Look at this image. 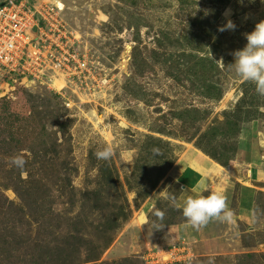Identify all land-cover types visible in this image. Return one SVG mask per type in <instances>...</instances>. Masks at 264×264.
<instances>
[{"label": "rangeland", "instance_id": "obj_1", "mask_svg": "<svg viewBox=\"0 0 264 264\" xmlns=\"http://www.w3.org/2000/svg\"><path fill=\"white\" fill-rule=\"evenodd\" d=\"M62 1L104 81L0 95V264H146L180 245L165 264H264V228L245 249L218 240L219 254L195 257L174 230L186 219L172 176L195 155L232 167L241 133L264 120V97L230 66L264 0Z\"/></svg>", "mask_w": 264, "mask_h": 264}, {"label": "built area", "instance_id": "obj_2", "mask_svg": "<svg viewBox=\"0 0 264 264\" xmlns=\"http://www.w3.org/2000/svg\"><path fill=\"white\" fill-rule=\"evenodd\" d=\"M64 10L62 0H0V95L17 85L103 83L95 62L80 49L82 35L69 25ZM260 159L264 174V153ZM180 247L147 252L146 264H165L188 253ZM184 257L190 262L194 258Z\"/></svg>", "mask_w": 264, "mask_h": 264}, {"label": "crops", "instance_id": "obj_3", "mask_svg": "<svg viewBox=\"0 0 264 264\" xmlns=\"http://www.w3.org/2000/svg\"><path fill=\"white\" fill-rule=\"evenodd\" d=\"M262 152L264 120H258L241 133L232 167L224 168L205 155H195L189 161L180 159L174 165L172 176L181 191L176 201L182 209L188 196H207L216 191L227 197L228 207L235 214L232 225L212 220L195 229L185 221L174 228L178 238L191 236L195 257L219 254L218 240L226 241L238 250L245 249L239 248L238 241L264 228V214H260L264 202ZM146 225H141L145 232L149 228Z\"/></svg>", "mask_w": 264, "mask_h": 264}, {"label": "clouds", "instance_id": "obj_4", "mask_svg": "<svg viewBox=\"0 0 264 264\" xmlns=\"http://www.w3.org/2000/svg\"><path fill=\"white\" fill-rule=\"evenodd\" d=\"M235 28L236 25L229 19L219 31L235 30ZM245 36L247 45L242 50L232 53L235 63L230 66L235 68V72L241 80L253 82L256 92L264 97V21L257 23L255 30ZM217 63L224 64L223 60ZM153 151L158 153L159 149H153ZM112 155L111 146H106L103 150H98L95 153L98 160L105 161L110 160ZM10 162L23 172L26 163L23 154L11 157ZM182 211L187 225L195 229L206 226L212 220L229 225L235 223V214L229 209L227 197L221 192L211 191L207 196H188ZM155 215L161 220L164 217V213L161 211H157Z\"/></svg>", "mask_w": 264, "mask_h": 264}, {"label": "bare ground", "instance_id": "obj_5", "mask_svg": "<svg viewBox=\"0 0 264 264\" xmlns=\"http://www.w3.org/2000/svg\"><path fill=\"white\" fill-rule=\"evenodd\" d=\"M45 1H51V0H45ZM62 82L60 81H56L54 82V85H56L57 87H62L63 84H61Z\"/></svg>", "mask_w": 264, "mask_h": 264}]
</instances>
